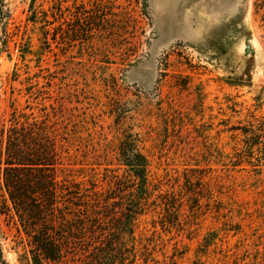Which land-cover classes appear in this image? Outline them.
I'll return each instance as SVG.
<instances>
[{"label": "rangeland", "instance_id": "1", "mask_svg": "<svg viewBox=\"0 0 264 264\" xmlns=\"http://www.w3.org/2000/svg\"><path fill=\"white\" fill-rule=\"evenodd\" d=\"M0 10L7 264H30L32 232L5 189L7 153L38 146L57 182L109 208L145 201L125 264H264V0H0ZM123 153L146 159L145 191ZM73 253L67 264L83 258Z\"/></svg>", "mask_w": 264, "mask_h": 264}, {"label": "trees", "instance_id": "2", "mask_svg": "<svg viewBox=\"0 0 264 264\" xmlns=\"http://www.w3.org/2000/svg\"><path fill=\"white\" fill-rule=\"evenodd\" d=\"M39 149L24 153L14 147L8 151L4 174L6 192L22 227L32 229L30 264H67L65 258L77 251L83 258L70 259L68 264H125L130 256L127 250L135 248L134 221L141 215L145 201L137 198L124 206L111 204L109 208L108 198H100L98 192H92V198L80 184L57 182L48 170L50 160ZM126 154L123 153L122 165L129 175L139 179L140 189L145 191L146 159L136 154L133 163ZM89 207L91 217L87 215ZM85 238L89 240L83 246ZM0 264H7L1 252Z\"/></svg>", "mask_w": 264, "mask_h": 264}]
</instances>
